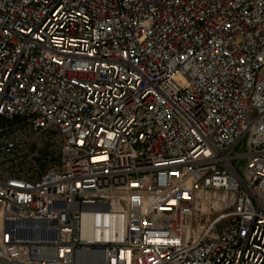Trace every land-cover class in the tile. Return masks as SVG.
<instances>
[{
    "label": "built area",
    "instance_id": "2783aa9c",
    "mask_svg": "<svg viewBox=\"0 0 264 264\" xmlns=\"http://www.w3.org/2000/svg\"><path fill=\"white\" fill-rule=\"evenodd\" d=\"M0 264H264V0H0ZM124 218L83 236L84 209Z\"/></svg>",
    "mask_w": 264,
    "mask_h": 264
},
{
    "label": "rangeland",
    "instance_id": "374dc122",
    "mask_svg": "<svg viewBox=\"0 0 264 264\" xmlns=\"http://www.w3.org/2000/svg\"><path fill=\"white\" fill-rule=\"evenodd\" d=\"M1 137L12 138L17 144L16 152L2 163L11 172L38 173L57 163L60 137L56 132L37 137L28 123L15 120L7 123Z\"/></svg>",
    "mask_w": 264,
    "mask_h": 264
},
{
    "label": "bare ground",
    "instance_id": "6f19581e",
    "mask_svg": "<svg viewBox=\"0 0 264 264\" xmlns=\"http://www.w3.org/2000/svg\"><path fill=\"white\" fill-rule=\"evenodd\" d=\"M124 218L116 211L88 206L84 209L83 236L91 241H111L122 237Z\"/></svg>",
    "mask_w": 264,
    "mask_h": 264
}]
</instances>
